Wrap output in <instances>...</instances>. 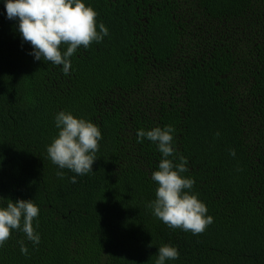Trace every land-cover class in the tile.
Listing matches in <instances>:
<instances>
[{"label": "trees", "instance_id": "1", "mask_svg": "<svg viewBox=\"0 0 264 264\" xmlns=\"http://www.w3.org/2000/svg\"><path fill=\"white\" fill-rule=\"evenodd\" d=\"M84 2L108 35L67 75L33 59L0 2V199H32L40 235L11 230L0 264H154L164 244L167 264H264V0ZM60 110L102 134L76 183L46 151ZM165 125L213 218L196 235L146 207L161 154L136 132Z\"/></svg>", "mask_w": 264, "mask_h": 264}, {"label": "clouds", "instance_id": "2", "mask_svg": "<svg viewBox=\"0 0 264 264\" xmlns=\"http://www.w3.org/2000/svg\"><path fill=\"white\" fill-rule=\"evenodd\" d=\"M4 4L5 17L17 22V31L23 42L31 45L34 60L60 66L67 75L71 68L70 57L81 47L87 49L93 42L99 43L108 35L103 23H97L98 13L84 0H0ZM62 46H65L62 49ZM58 134L47 146L51 162L59 169H68L76 175L69 177L76 183V176L92 170L95 153L102 138L99 127L90 120L76 117L60 110L54 117ZM175 129L172 125L156 126L149 130L137 129V142L148 139L161 154L158 166L151 173L156 183L155 199L146 207L152 215L171 229L180 228L193 235L202 233L213 222L207 214L205 203L191 190L195 180L184 176L187 158L177 157L173 144ZM219 133H217L218 135ZM235 155L234 151L230 152ZM177 158L178 161L177 162ZM56 175L63 178L64 173ZM39 207L32 199H0V247L11 235V230L22 231L33 245L40 242V235L33 227ZM20 251L27 254V247L20 241ZM154 264H167L179 258L176 247L168 244L157 249Z\"/></svg>", "mask_w": 264, "mask_h": 264}]
</instances>
